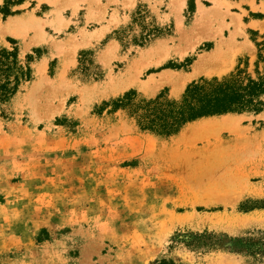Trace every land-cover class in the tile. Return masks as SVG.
Listing matches in <instances>:
<instances>
[{"label": "rangeland", "instance_id": "obj_1", "mask_svg": "<svg viewBox=\"0 0 264 264\" xmlns=\"http://www.w3.org/2000/svg\"><path fill=\"white\" fill-rule=\"evenodd\" d=\"M4 7L14 15L0 14V48L34 62L33 81L0 107V264H264V209L245 212L264 203V109L230 114L233 130L198 132V120L171 138L142 132L125 110L97 111L130 91L180 100L193 82L240 64L253 73L264 0ZM200 8L220 13L200 22ZM18 16V29L6 31ZM219 43L228 71L175 94L166 77L192 74ZM187 231L225 235L222 247L173 245Z\"/></svg>", "mask_w": 264, "mask_h": 264}, {"label": "trees", "instance_id": "obj_2", "mask_svg": "<svg viewBox=\"0 0 264 264\" xmlns=\"http://www.w3.org/2000/svg\"><path fill=\"white\" fill-rule=\"evenodd\" d=\"M8 2L6 1V5ZM1 13L4 19L14 15L5 7ZM161 35L158 34V37ZM257 48L253 73H249L247 67L241 69L240 64L235 72L222 78H202L193 82L180 100L170 99L166 95L151 100L142 99L137 92L130 91L121 98L103 103L97 111L101 114L107 109L112 113L125 110L142 132L166 138L177 136L187 125L201 119L230 114L261 113L264 109V43L257 44ZM33 62L31 56L25 61L22 60L17 49L11 51L0 48V107L11 103L22 93L24 87L33 81ZM255 209H264V203L259 207L246 209L245 212ZM224 236L209 231H187L176 233L172 242L173 245L191 250L201 245L215 250L222 247ZM160 264L174 263L164 260Z\"/></svg>", "mask_w": 264, "mask_h": 264}, {"label": "bare ground", "instance_id": "obj_3", "mask_svg": "<svg viewBox=\"0 0 264 264\" xmlns=\"http://www.w3.org/2000/svg\"><path fill=\"white\" fill-rule=\"evenodd\" d=\"M40 1H42V0H40ZM224 2L225 1H222V3H224ZM220 7H222V6H220ZM218 10H219V8H212L210 10L207 9V8H200L199 12H198V19L197 20H199L200 22L201 21L204 22V21L209 20L210 18L212 19V17L214 18L215 16H217L220 13V12L218 13ZM19 24H20L19 21H15L13 19V20H10L8 22V24L5 26L4 29L6 31H10V32L11 31H15V30L18 29V25ZM233 38H234V36L232 35L230 41L233 40ZM231 44H232V41L229 44H226L227 46L225 44L219 43L218 47L213 52L208 53V55H203V57H201V59L194 65L192 74H190V75H182V76H178L176 78H172V77L167 76L165 80L166 81H172V85L174 86V93L178 95V94H180V93H182L184 91V89L186 87V84L194 77L200 76L201 74H204V73L209 74V75H212V74L223 75L224 73H226L228 71L227 70L228 67L225 68V66L228 65V63H226V61L228 62V57H227L228 55L227 54H229L227 50H228V48H230ZM225 46L227 48V50H226L227 54H225L226 53V51L224 49ZM229 59H231V58H229ZM229 63H230V61H229ZM45 66H46V63H43V64H41L40 67H38L39 73H42L45 70ZM127 78L128 77H126V80L124 79L123 82H122V85L125 86V87L128 85L127 84V82H129L128 79H130V78H128V79ZM151 81L153 82V80H151ZM41 85H42V83L35 85L32 90H34L36 92L38 90L39 86H41ZM144 89L147 90V88H144ZM230 116H232V115H230ZM234 117H236V116H234ZM200 121H202V122L198 123L196 126L193 127V129L197 128L196 130L199 129L198 132L199 131H203L204 129H206L207 127H210L212 125L213 126L216 125V126H218L219 129L221 128L223 130H227V129L228 130H233V128L235 127L237 119L233 118V116H232V117H226V119H223V121H221L219 123L218 122L214 123L213 121H209L207 119H203V120H200ZM193 129H192V131H193ZM236 143L239 144V142H236ZM248 145H250V144H247V146Z\"/></svg>", "mask_w": 264, "mask_h": 264}, {"label": "crops", "instance_id": "obj_4", "mask_svg": "<svg viewBox=\"0 0 264 264\" xmlns=\"http://www.w3.org/2000/svg\"><path fill=\"white\" fill-rule=\"evenodd\" d=\"M40 1V0H39ZM42 1H44V0H42ZM4 2V0H0V6L2 5V3ZM41 2V1H40ZM227 2V1H226ZM12 19H15V20H20V17L18 16V17H14V18H12Z\"/></svg>", "mask_w": 264, "mask_h": 264}]
</instances>
